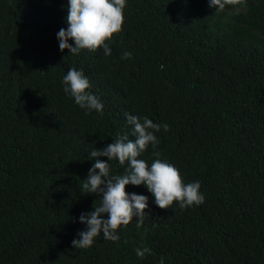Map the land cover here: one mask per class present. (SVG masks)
Masks as SVG:
<instances>
[{
    "label": "trees",
    "instance_id": "1",
    "mask_svg": "<svg viewBox=\"0 0 264 264\" xmlns=\"http://www.w3.org/2000/svg\"><path fill=\"white\" fill-rule=\"evenodd\" d=\"M222 3L126 0L106 56L60 51L68 0H0V264H264V0ZM73 67L103 115L65 94ZM125 113L168 125L156 133L160 156L149 145L139 159L199 181L204 202L160 209L129 184L148 197L143 225L75 249L81 213L100 204L82 189L90 152L134 139ZM98 159L110 175L128 167ZM143 247L151 254L139 258Z\"/></svg>",
    "mask_w": 264,
    "mask_h": 264
},
{
    "label": "clouds",
    "instance_id": "2",
    "mask_svg": "<svg viewBox=\"0 0 264 264\" xmlns=\"http://www.w3.org/2000/svg\"><path fill=\"white\" fill-rule=\"evenodd\" d=\"M208 4L212 9L223 7L222 0H208ZM125 6L126 0H68V27L66 30L61 28L57 33L60 51L67 49L70 54L76 55L82 49L95 51L102 47L106 56L111 55L106 41H110L114 34L122 30ZM69 40L74 42L75 47L69 44ZM130 58L129 52H124L121 56L124 60ZM161 69L163 70V66ZM62 83L65 94L71 96L81 109L86 110V114L95 110L103 115L104 105L89 91L91 84L82 71L74 67L69 69ZM125 116L134 139H129L127 134L118 136L105 148L90 152L89 159L96 162L83 180L82 189L87 194L99 196L100 204L94 203V211L81 213L79 222L86 225V229L78 233V239L72 241L75 249L92 246L94 239L101 233L105 240L118 241L120 237L117 231L122 226H128L134 218L138 228L143 225L148 197L128 194L125 189L129 184L145 186L160 209H169L174 203L185 209L204 202L199 181L185 183L178 168L158 158L150 166L145 160L139 159L149 145L153 148V155L160 156L155 150L159 144L156 133L161 128L167 131L168 125L157 124L147 117L141 118L128 113ZM99 157H107L110 162L116 160L122 166L127 162L128 167L123 174L110 175V163L100 161ZM135 251L139 258L151 254L148 247L137 248ZM159 264H164L163 257Z\"/></svg>",
    "mask_w": 264,
    "mask_h": 264
}]
</instances>
